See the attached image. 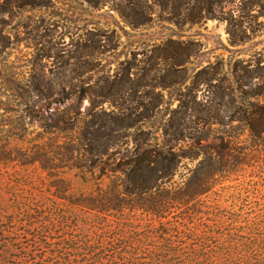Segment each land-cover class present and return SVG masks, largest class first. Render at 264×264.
Wrapping results in <instances>:
<instances>
[{"label":"rangeland","instance_id":"1","mask_svg":"<svg viewBox=\"0 0 264 264\" xmlns=\"http://www.w3.org/2000/svg\"><path fill=\"white\" fill-rule=\"evenodd\" d=\"M169 42L186 50L176 58L189 59V75L166 65L147 73L154 48ZM0 107V200L53 197L61 180L76 181L23 164L63 117L76 124L70 135L88 127L111 139L102 167L133 153L135 140L165 150L171 141L182 157L176 185L200 168L219 171L196 215H246L264 203V145L247 125L264 108V0H0Z\"/></svg>","mask_w":264,"mask_h":264},{"label":"trees","instance_id":"2","mask_svg":"<svg viewBox=\"0 0 264 264\" xmlns=\"http://www.w3.org/2000/svg\"><path fill=\"white\" fill-rule=\"evenodd\" d=\"M185 51L173 42L155 47L147 73L163 65L165 73L184 72L189 59L179 61L176 54L182 58ZM173 84L179 83L166 86ZM168 125L174 128V121ZM247 125L253 145H264V108L262 122ZM75 128L62 117L45 128L56 136L32 141L24 165L74 172L76 181L61 180L53 197L0 200V264H264V203L255 202L246 215L208 210L199 217L195 206L212 191L219 171L200 168L195 181L176 185L181 155L171 141L165 150L147 139L142 145L135 140L134 152L115 166L102 167L112 157L111 139L103 142L88 127L70 135ZM5 151L0 149V162L7 160ZM222 157L217 153V160ZM105 179L111 184L105 186Z\"/></svg>","mask_w":264,"mask_h":264},{"label":"crops","instance_id":"3","mask_svg":"<svg viewBox=\"0 0 264 264\" xmlns=\"http://www.w3.org/2000/svg\"><path fill=\"white\" fill-rule=\"evenodd\" d=\"M187 65H188V64H187ZM187 65H186V67H185L184 72H181V73H185L186 75H189ZM208 69H210V68H208V66L198 68L197 71H196V78H198V75H201V76H202V74H201L202 72H203L204 75L207 74L208 72H205V73H204V71H206V70H208ZM208 74H209V73H208ZM169 87H170V86H166L167 89H163V90H164V93L166 92V90H167V91L170 90ZM163 108H164V104H160L159 109H163ZM159 109H157V110H159Z\"/></svg>","mask_w":264,"mask_h":264}]
</instances>
